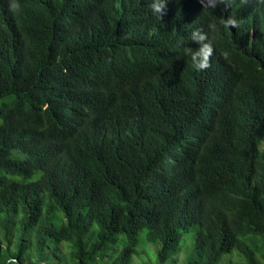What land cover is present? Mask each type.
<instances>
[{"label": "trees", "instance_id": "trees-1", "mask_svg": "<svg viewBox=\"0 0 264 264\" xmlns=\"http://www.w3.org/2000/svg\"><path fill=\"white\" fill-rule=\"evenodd\" d=\"M153 2L0 0V264H264V0Z\"/></svg>", "mask_w": 264, "mask_h": 264}, {"label": "clouds", "instance_id": "clouds-1", "mask_svg": "<svg viewBox=\"0 0 264 264\" xmlns=\"http://www.w3.org/2000/svg\"><path fill=\"white\" fill-rule=\"evenodd\" d=\"M218 3H226V0H218ZM166 0H154L152 4L153 11L158 14L161 18L165 14ZM18 9V5H12V10ZM231 24L233 27L236 26L234 20L225 21V26ZM193 41L200 43L201 47L198 51L193 52L192 49H186V54L191 56L193 67L198 71H203L210 67V58L213 54V47L211 42H205L207 40L206 34L197 30L192 34Z\"/></svg>", "mask_w": 264, "mask_h": 264}, {"label": "rangeland", "instance_id": "rangeland-1", "mask_svg": "<svg viewBox=\"0 0 264 264\" xmlns=\"http://www.w3.org/2000/svg\"><path fill=\"white\" fill-rule=\"evenodd\" d=\"M143 235V234H142ZM150 249V248H149ZM62 252H63V254L65 255V256H67V253H68V251L66 250V248L65 247H62ZM226 260H223V263L222 264H226Z\"/></svg>", "mask_w": 264, "mask_h": 264}]
</instances>
